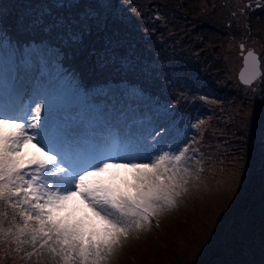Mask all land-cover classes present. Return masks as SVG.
I'll use <instances>...</instances> for the list:
<instances>
[{"label": "snow or ice", "instance_id": "1", "mask_svg": "<svg viewBox=\"0 0 264 264\" xmlns=\"http://www.w3.org/2000/svg\"><path fill=\"white\" fill-rule=\"evenodd\" d=\"M257 7L264 3L257 0ZM120 23L112 0L0 7V247L20 259L109 264L132 234L151 229L188 192L191 161L200 159L189 155L195 138L166 139L172 123L160 122L163 110L145 87L156 69L125 47ZM84 51L122 78L89 85L66 66ZM262 66L247 51L240 73L251 87L245 99L257 94V79L264 93ZM121 169L131 174L123 187L115 182ZM77 199L82 215L72 206Z\"/></svg>", "mask_w": 264, "mask_h": 264}, {"label": "rangeland", "instance_id": "2", "mask_svg": "<svg viewBox=\"0 0 264 264\" xmlns=\"http://www.w3.org/2000/svg\"><path fill=\"white\" fill-rule=\"evenodd\" d=\"M125 1L114 8L122 23L142 34L148 53L161 56L156 63L149 61L157 73L146 82H152L153 92L160 88L162 98L152 103L163 110L160 122L172 123V135L166 139L179 143L195 138L196 143L188 145L189 155L195 151L200 159L199 163L192 159L188 192L176 207L153 220L151 229L132 234L109 264L263 262L264 228L258 229V222L264 220V93L259 91L257 79L252 83L257 94L245 99L251 87L238 83L237 72L242 65L239 45H244V53H264V8L257 7V0H138L137 11L126 10L129 3ZM181 58L193 70L190 84L199 81L202 87L194 86L189 92L182 76L166 68L173 59ZM261 60L264 65V55ZM199 91L207 95L205 100L212 109L206 116V104L194 97ZM177 104H181L179 110H186L182 127L168 120L170 107ZM200 119L208 126L206 138L191 128ZM26 150L35 151L31 145ZM125 179L130 180L131 174L119 170L115 182L123 187ZM72 206L80 210L78 214L85 211L78 199ZM0 264L52 261L20 259L4 245L0 247Z\"/></svg>", "mask_w": 264, "mask_h": 264}, {"label": "trees", "instance_id": "3", "mask_svg": "<svg viewBox=\"0 0 264 264\" xmlns=\"http://www.w3.org/2000/svg\"><path fill=\"white\" fill-rule=\"evenodd\" d=\"M119 1L126 2L125 0H112L114 8L118 6ZM23 2L24 1H22V0H0V7H3L5 11H8V10L13 9L14 6L18 7ZM127 2L129 3V5H127L125 7L126 10H131L133 8H136L137 11L140 10L139 7L137 6L138 0H127ZM125 16L127 17L128 15L125 14ZM153 18H154L153 15H149V19H153ZM137 20L138 19H136L135 22H137ZM117 26L121 28V35H122L125 47H131L132 49H134L136 55L140 58V60L143 63L146 62L145 63L146 66H151V65H148L149 61L156 63V61L161 60V56L154 57L155 55L153 52L150 51V53H148L144 49L145 47H144L142 34L134 32L136 30L134 29L133 26L127 27L128 23L127 24L120 23ZM95 40H96V38L94 37L93 42H95ZM91 44H92V42H90V46H91ZM94 46L97 49L102 48L103 47L102 40H100L99 42H95ZM123 51H124L123 49L120 50L121 54H123ZM158 54H162L161 51L158 52ZM66 66L70 67V69H72V70H78V72L82 73L85 78H87V76H91L93 79V82L95 84L96 83H102V82H105L107 80H119L122 78L121 75L118 74L114 70V67H107L104 69L99 68L93 59L88 58L87 51H84L80 55L74 57L72 60L67 61ZM192 66L196 67V65L194 63H192ZM168 67L171 69L172 72L179 73V75L182 76V82L184 84H186L184 86H186L189 89V92H191L193 90L194 86L202 87L199 81H197L196 83H194L192 85L190 84L192 82L193 70H191L190 66H187V64H185V62L183 61L182 58L181 59H173L172 62L168 63V66L166 68H168ZM156 68L158 69V65ZM155 73H157V71H154L152 73V75H155ZM185 77H187L186 80H185ZM95 79H97V81ZM127 79H136V77L134 76V74H129ZM185 82H188L189 85ZM151 85H152V82L151 83H147V82L145 83L147 93L155 101L158 99H161L162 95L158 93L160 88H158V90L153 92L152 88H150ZM203 92L204 91L197 92L194 97L197 98L198 101L204 102L206 104L205 106H203V109L205 111L204 116H206L210 113V111H212V109L206 100L201 99V97H205V98L207 97V95L206 94L204 95ZM176 98L180 101L178 96H176ZM186 103L188 104L189 102H186ZM179 105L177 104V106H175V107H172V106L170 107L171 108L170 118H171V121L177 122L179 126H182V125H185V120H186V119H182V114L186 110L185 109L179 110L181 108V104H179ZM188 119H189V121H191L192 117H189ZM200 132L204 133L205 138H206V134L209 135L208 126H207L206 122L203 125H201V128L198 130V133H200ZM260 227L264 228V220L258 222V229ZM262 232L263 233H261V234H264V229ZM258 248L261 249V246L258 245ZM258 264H264V261L261 263H258Z\"/></svg>", "mask_w": 264, "mask_h": 264}, {"label": "water", "instance_id": "4", "mask_svg": "<svg viewBox=\"0 0 264 264\" xmlns=\"http://www.w3.org/2000/svg\"><path fill=\"white\" fill-rule=\"evenodd\" d=\"M240 46H241V45H239V49L241 50ZM245 55H247V52H245V53L242 54V59H241V61H242V65H241V67L239 68V70H238V72H237V73H238V74H237V81H238V83H240V84L243 85V86H245V85H244L243 82L240 80V73H241V71H242L243 68H244V56H245ZM254 81H255V80H254ZM254 81H253V82H254ZM253 82H252V83H253ZM247 87H249V86H247ZM263 135H264V133H263Z\"/></svg>", "mask_w": 264, "mask_h": 264}, {"label": "flooded vegetation", "instance_id": "5", "mask_svg": "<svg viewBox=\"0 0 264 264\" xmlns=\"http://www.w3.org/2000/svg\"><path fill=\"white\" fill-rule=\"evenodd\" d=\"M256 53L258 54V57L262 58V55H261V51L260 50H258V52H256ZM261 62H262V60H261ZM260 71H261V69H260Z\"/></svg>", "mask_w": 264, "mask_h": 264}]
</instances>
